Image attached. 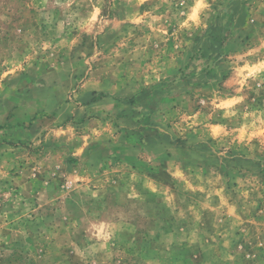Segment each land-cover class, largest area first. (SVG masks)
Here are the masks:
<instances>
[{"label": "rangeland", "instance_id": "obj_1", "mask_svg": "<svg viewBox=\"0 0 264 264\" xmlns=\"http://www.w3.org/2000/svg\"><path fill=\"white\" fill-rule=\"evenodd\" d=\"M89 70L158 97L167 147L85 178L50 170L45 136L7 147L0 264L264 261L223 220L264 213V0H0V97Z\"/></svg>", "mask_w": 264, "mask_h": 264}, {"label": "crops", "instance_id": "obj_2", "mask_svg": "<svg viewBox=\"0 0 264 264\" xmlns=\"http://www.w3.org/2000/svg\"><path fill=\"white\" fill-rule=\"evenodd\" d=\"M88 73L90 77H72V87H77L72 90L65 84L62 92L61 88L42 81L38 96L32 92L36 91L35 82L29 80L25 89H21L23 84L13 83L15 89L0 97V153L11 145L23 147L45 136L41 139L50 149L45 157L50 170L64 172L63 166L67 169L73 164L82 178L89 171V165L98 168L116 155L133 165L148 153H162L170 136L158 132L147 120L149 114L158 113L155 105L159 98L147 91L130 92L111 77L104 79L106 76L93 70ZM54 87L57 91H53ZM88 124L97 125L95 131L79 129ZM73 126L76 135L70 137ZM63 144L65 147H61ZM223 220L234 222L236 231H241L243 242L239 246L245 247L244 240L249 239L259 242L256 245L263 246L260 250H264V213L252 216L235 212L234 218L227 215Z\"/></svg>", "mask_w": 264, "mask_h": 264}]
</instances>
